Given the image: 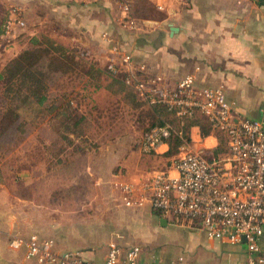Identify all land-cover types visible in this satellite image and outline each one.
Listing matches in <instances>:
<instances>
[{
	"label": "crops",
	"instance_id": "1",
	"mask_svg": "<svg viewBox=\"0 0 264 264\" xmlns=\"http://www.w3.org/2000/svg\"><path fill=\"white\" fill-rule=\"evenodd\" d=\"M127 1L129 15L135 22V28L132 29L122 23H125L126 14L120 10L117 0H0V3L6 8L17 10L18 13H9V17L19 16L20 20L25 22L22 34L16 39L21 44L25 40L27 44L32 37L45 35L67 48L85 54L87 60L101 69H107L111 63L122 67L120 57L111 49L117 45L122 52L131 56V64L126 70L138 77L143 76L142 79L151 81L159 77L167 88H173L181 78L192 75L198 87L222 85L227 100L232 103L234 115L249 119L262 117L264 0ZM8 23L11 24L10 21ZM2 38H6V35ZM26 44L23 43V46ZM3 64L0 65V70ZM100 84L101 86L94 90L93 98L100 111V118L104 116L101 110L107 112V105L111 103L129 107L127 100L130 101L131 97L111 84V79L102 76ZM138 109L141 111L149 107L144 105L131 108ZM189 131L193 145L204 148L209 155L214 154V149L220 145L216 134L209 132L202 136L198 126H192ZM67 146L71 148L70 144ZM64 153L67 152L64 150ZM73 153L75 155L70 156V160L66 162L68 167L65 168V176L69 177V183L65 187L72 188L74 192H80L87 186H92L95 190L102 189L105 183L99 171L104 172L103 166L107 165L105 158L113 159L114 153L108 157L97 145L90 151L83 149L81 153ZM138 153L144 156L143 161L140 162L134 157L129 162L124 160L122 167L126 169L125 176L115 179L117 184H131L134 200L137 201L146 195L144 184L149 176L165 169L172 155L169 153V146H162L160 151L154 154H143L140 150ZM149 157L154 158V169L145 163ZM87 179L89 185L86 183ZM116 187L122 196L121 186ZM6 190L5 186L0 187V230L3 232L0 235V264H36L25 258L23 250H14L7 245V239L12 234L26 236L33 233L29 227L32 213L25 208L34 204L33 198L16 194L6 195ZM86 199L87 196L76 201V196L72 194L68 200L67 206L70 209L64 222V237L80 235L79 232L85 227L82 226L85 217L79 215L82 208L87 206ZM142 205L150 207L148 202ZM150 213L155 217L154 223L158 230L166 232L174 226L167 221L161 223L162 217L151 209ZM104 233L106 240L113 234L109 229ZM87 236L86 233L82 234L83 238ZM191 238L190 253L195 251L197 256L205 258L208 264H246L247 253L243 241L240 244H230L209 239L201 230L195 232ZM57 243L54 242L57 251L77 249L87 259L95 261L97 258V263L103 262L107 253L106 245L99 249V246L94 245H69L67 241H62V246ZM200 246L205 249L198 252ZM259 254L264 258V230L260 237ZM187 264H192V255Z\"/></svg>",
	"mask_w": 264,
	"mask_h": 264
},
{
	"label": "built area",
	"instance_id": "2",
	"mask_svg": "<svg viewBox=\"0 0 264 264\" xmlns=\"http://www.w3.org/2000/svg\"><path fill=\"white\" fill-rule=\"evenodd\" d=\"M127 14L129 4L122 0ZM14 13H18L16 9ZM20 24L24 23L20 21ZM127 24L135 28L132 18ZM121 59L119 67L111 63L112 73L126 71L125 83L147 105L163 104L179 119V129L169 122L148 127L141 135L139 150L143 154L158 153L177 136L175 152L165 169L151 174L145 186L146 195L134 200V189L119 183L125 204L148 202L153 210L174 226H188L203 231L207 238L240 244L246 248V264H264L260 256V237L264 230V108L262 117L249 119L236 116L222 85H195L194 76L181 78L173 88H167L156 77L149 81L126 70L131 56L112 46ZM123 69V70H121ZM198 111L209 123L210 133H223L226 150L208 156L204 148L195 147L185 121ZM3 232L0 230V235ZM7 245L23 250L27 260L36 264H187L182 256L163 258L160 254L145 255L137 244L120 246L110 242L101 263L87 259L80 250L57 251L52 238L37 232L12 234Z\"/></svg>",
	"mask_w": 264,
	"mask_h": 264
},
{
	"label": "rangeland",
	"instance_id": "3",
	"mask_svg": "<svg viewBox=\"0 0 264 264\" xmlns=\"http://www.w3.org/2000/svg\"><path fill=\"white\" fill-rule=\"evenodd\" d=\"M117 1L120 10L125 13L121 6L122 0ZM13 10L12 7L6 8L0 3V65L4 63L0 72L14 54L33 48L30 40L27 44L26 40L23 42L25 46L16 41L23 32L25 22L20 20L19 16L9 17V13H14ZM128 17L133 19L129 11L125 15V20L123 19L125 23H122L132 29L127 24ZM20 21L24 24L21 25ZM4 35L6 38H2ZM76 53L79 56L74 58L72 66L67 68L65 73L52 74L55 79L50 84L49 95L50 100L63 97V107L65 108L69 102L71 108L88 119L89 126L76 140L77 149L72 143L69 149L66 140L60 139L57 142L50 136V125L55 121L52 113L25 112L24 118L29 125L24 137L19 139L15 136L12 139L7 136L0 140V187L5 186V190L7 189L4 194L33 198L34 204L25 207L32 213L29 226L31 232L51 236L56 243L58 240L59 246L64 245L62 241H67L69 245L82 244L84 247L94 245L99 246V249L106 245L108 249V244L113 241L125 245L137 244L145 255L155 253L167 259L182 255L188 262L192 255V264H208L207 260L197 256L195 251L190 253L191 236L198 231L197 229L171 226L166 232L158 230L154 223L155 217L150 213V209L154 212L151 207L138 203L125 204L120 190L116 187L119 183H115V179L125 176L126 169L122 167L124 160L129 162L134 157L140 162L143 161L144 156L138 153V145L151 118L148 109L131 110L138 104L131 99L128 101V108L119 106L116 102L107 105V112L101 110L104 116L100 118V111L93 99L94 90L97 89L86 81L87 78L82 74L88 70L87 63L92 61L87 60L85 54ZM68 55L73 58L72 54ZM96 145L108 157L114 153L113 159L105 158L107 165L103 166L104 172L99 169L105 183L102 189L95 190L92 186H87L80 192L78 190L74 192L72 188L65 187L69 183V177L65 176L67 175L65 168L70 156H73V152L81 153L83 149L90 151ZM64 150L67 153L63 154ZM117 154L120 156H116ZM145 163L151 168L156 166L153 165V157H149ZM86 183L89 185L88 179ZM72 194L76 196V201L87 196V206L82 208L79 215L85 217V223L82 225L85 227L79 232L81 236L78 234L66 238L63 236V227L70 209L67 203ZM108 229L113 234L106 240L104 232ZM85 233L90 237L83 238L82 234ZM201 249L204 250L205 247L200 246L197 251L200 252ZM95 261L98 262V259ZM119 264L124 263L120 260Z\"/></svg>",
	"mask_w": 264,
	"mask_h": 264
},
{
	"label": "trees",
	"instance_id": "4",
	"mask_svg": "<svg viewBox=\"0 0 264 264\" xmlns=\"http://www.w3.org/2000/svg\"><path fill=\"white\" fill-rule=\"evenodd\" d=\"M39 37H32L30 41L33 48L25 49L14 56L0 72V140L7 136L11 138L17 136L19 139L24 137L29 125L24 118L25 112L52 113L55 120L50 125L52 140L58 142L64 139L67 144L72 143L77 149L76 139L85 132L89 121L84 115L71 108L69 102L64 108L63 97L50 100L49 90L51 82L55 79L52 74L65 73V70L72 66L74 58L79 55L75 50L63 46L48 36ZM69 53L73 58L68 55ZM87 64L88 70L82 74L95 89L101 86V77L106 76L111 79V84L122 89L131 100L137 99L135 101L138 104L133 108L147 105L133 88L125 83L126 71L114 74L109 69L99 68L93 62ZM147 106L151 118L148 127L169 122L179 129V119L165 105ZM192 126H198L202 136L210 132L208 121L198 111L185 121L186 131ZM219 139L220 145L214 149V154L208 156H217L226 150L225 135L219 134ZM178 140L177 136L170 140L169 153L175 152ZM154 213L161 216L157 210H154Z\"/></svg>",
	"mask_w": 264,
	"mask_h": 264
},
{
	"label": "water",
	"instance_id": "5",
	"mask_svg": "<svg viewBox=\"0 0 264 264\" xmlns=\"http://www.w3.org/2000/svg\"><path fill=\"white\" fill-rule=\"evenodd\" d=\"M161 223H166V220L164 218L161 219ZM242 241L244 242L245 241V238L243 237L242 238Z\"/></svg>",
	"mask_w": 264,
	"mask_h": 264
}]
</instances>
